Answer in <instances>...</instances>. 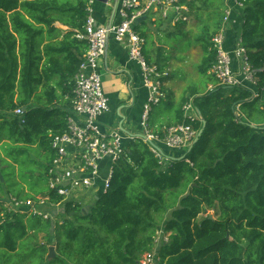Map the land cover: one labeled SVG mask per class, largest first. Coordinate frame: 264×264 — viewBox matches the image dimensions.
I'll list each match as a JSON object with an SVG mask.
<instances>
[{
    "label": "trees",
    "instance_id": "1",
    "mask_svg": "<svg viewBox=\"0 0 264 264\" xmlns=\"http://www.w3.org/2000/svg\"><path fill=\"white\" fill-rule=\"evenodd\" d=\"M237 1L243 11L235 38L258 70L257 94L241 85H218L209 74L226 0H182L193 14L208 17L195 25L203 24L206 35L198 67L203 88H191L183 100L184 106L193 98L199 119L185 118L183 106L172 116V103L160 104L175 124L191 123L198 132L205 124L199 141L183 159L164 154L165 167L134 136L114 164L108 191L89 205L65 203L62 221L0 208V264H141L160 228L170 239L157 248L158 264H264V0ZM89 3L0 0V206L10 196L61 202L47 186L50 142L67 130L74 77L88 50L78 35ZM180 24L184 31L187 23ZM19 107L25 108L22 117L14 114ZM157 122L149 127L161 134ZM31 150L46 161L43 175L32 168L38 160ZM20 166L43 180L44 192L27 191ZM210 209L217 210L216 218L206 215ZM51 247L55 257L49 259Z\"/></svg>",
    "mask_w": 264,
    "mask_h": 264
},
{
    "label": "built area",
    "instance_id": "2",
    "mask_svg": "<svg viewBox=\"0 0 264 264\" xmlns=\"http://www.w3.org/2000/svg\"><path fill=\"white\" fill-rule=\"evenodd\" d=\"M95 1L90 0L84 33L78 35L79 39L87 42L88 50L74 77V101L67 130L60 135L51 136L50 147L54 158L46 173L47 186L50 193L59 197L61 202L54 203L50 197L44 195L29 199L10 196L1 203L3 212L30 214L51 220L64 209L65 203L81 201L87 192L92 191L96 196L108 191L114 164L125 154L126 149L119 133L105 134L99 124V118L110 110L99 69L100 62L107 56L111 38L126 46L130 60L138 63L141 68L143 84L149 91V98L142 113L140 138L149 146L159 163L165 167L169 164V158L165 157L160 144L171 150L186 151L197 138L198 131L191 123L186 122L165 126L161 134L150 130L149 121L154 107L167 98L166 82L170 74L169 69L152 64L146 59L145 39L136 29L139 19H146L153 14L173 25L190 23V7L182 0H119V22L104 26L98 23L94 14ZM232 3L243 10V5L237 0H226L227 8L221 27L212 39L210 50L215 53V62L209 74L218 85H241L255 92L258 70L253 68L248 49L242 44L239 35L233 50L227 48V34L232 27L231 16L234 11ZM24 111V108L19 107L14 114L22 117ZM183 113L191 122L199 119L193 98L185 103ZM169 239L170 233L166 234L160 228L156 234L155 245L168 242ZM157 253H146L141 264L159 262Z\"/></svg>",
    "mask_w": 264,
    "mask_h": 264
},
{
    "label": "crops",
    "instance_id": "3",
    "mask_svg": "<svg viewBox=\"0 0 264 264\" xmlns=\"http://www.w3.org/2000/svg\"><path fill=\"white\" fill-rule=\"evenodd\" d=\"M198 5H200V3H198ZM232 7L234 10L231 16L232 27H230L227 34V48L230 51H232L235 46L237 39L235 35L238 34L237 29L241 25V14L243 11L234 3H232ZM93 9L97 21L101 25L110 26L120 20L119 0H106V2L103 0H96ZM194 14L192 13V22L194 23L193 25H196L199 20L196 18L197 15L195 12ZM190 23H187V25ZM179 25L182 24L173 25L157 14L150 15L137 24V31L140 32L145 39L144 54L150 63L165 67L162 63L158 62L159 60L152 62L148 58V55L152 53L154 47L152 42L154 41L153 32L155 28H159L161 32H165L162 35L164 36L167 34L166 32L169 28H178ZM162 36L158 38L159 41ZM201 60L202 57L200 62ZM168 65H166V67L172 68ZM99 72L101 73L104 92L110 104V110L99 118V124L105 134L119 133L124 140V146L127 147L134 136H141L142 113L149 98V91L143 84L141 68L138 63L130 60L127 47L111 38L108 44L107 56L100 62ZM198 75L197 70V76ZM169 78L166 82L167 98L163 100V102L168 101L172 103L170 107V112H172L170 115L174 116L176 113L175 111L183 106V100L190 97L191 87L189 91L184 86L183 90L178 92L180 88L177 87L174 71L171 78ZM211 86L213 85L209 84L208 88ZM154 115L153 117L151 113L150 121L151 119L153 122H157L158 120L157 126L159 127L161 125V127H165L177 123V120L174 121L169 115H162L160 118H158L157 114ZM184 152L185 151L182 150L180 152V154H182L179 156L168 155L172 156V158H180V156H183Z\"/></svg>",
    "mask_w": 264,
    "mask_h": 264
},
{
    "label": "rangeland",
    "instance_id": "4",
    "mask_svg": "<svg viewBox=\"0 0 264 264\" xmlns=\"http://www.w3.org/2000/svg\"><path fill=\"white\" fill-rule=\"evenodd\" d=\"M199 3L202 4V0H200ZM196 18L200 21H205L208 18L207 12L200 13L199 15L196 16ZM192 21H193V18L191 20V23L184 27V31L178 28H169V30L166 32L167 34H165L164 36L162 35L165 32H161L159 28H155V31L153 32L154 41L152 42V45L154 46L153 51L152 53H150V55H148V58L152 62L159 60L158 62L162 63V65L165 66V67L162 66L164 69L170 70V71L168 70L170 74V78L174 71L177 87L180 88L178 89V92L182 91L184 86L185 88H187V90L190 91L191 88L197 87V86L199 88H203L202 84H204V80L199 75L197 76V70L200 65V59L203 56L202 40L203 38L206 37V35H205V30L203 29L204 27H202L203 24H199V27H197L193 25L194 23ZM207 31L211 35L212 31L209 29ZM160 36L162 37L159 41L158 38ZM148 47H149V44H148ZM166 65L171 66L172 68L166 67ZM251 88L254 89V87H251ZM209 89L210 88H208V90ZM254 90H256L255 91L256 93L258 92L257 89H254ZM165 111L166 110H165L164 105L159 104L154 107L152 116L154 117L155 116L154 114H157L158 118H160L162 114L165 113ZM151 122H152V119H151ZM160 148L162 149L164 153H166L165 155L167 156L169 155L179 156L182 154V153L180 154V152L182 151L181 149L171 150L170 148L162 144H160ZM35 151L31 150L30 152L31 158L38 160L36 161L35 164L32 165V168L34 169L36 174L40 173L43 175V171L41 170L43 169V165H45L46 161L43 158L37 156L38 153L37 151L36 152ZM169 157H172V156H169ZM26 160H27V157H26ZM17 172L20 175L19 181L23 183H27V186H26L27 191H30L31 188L33 187H34V191H33L34 194H38V193L45 191L44 182L41 178L29 177L26 174L24 167L22 168L21 166L19 167ZM37 184H39V186ZM94 198H95V194L91 191V192L85 193L81 201L83 202L84 205H89L93 203ZM62 211L60 210L59 214L57 213L58 215H56V216L61 217L59 221H62L63 219ZM216 214H217V210H214V209H210L206 213V215H210L212 217L215 216L214 218H216L217 216ZM158 246L159 245L156 244L155 247L149 253L158 252L157 250ZM142 260H143V257H142ZM158 263L159 262H157L156 264Z\"/></svg>",
    "mask_w": 264,
    "mask_h": 264
},
{
    "label": "water",
    "instance_id": "5",
    "mask_svg": "<svg viewBox=\"0 0 264 264\" xmlns=\"http://www.w3.org/2000/svg\"><path fill=\"white\" fill-rule=\"evenodd\" d=\"M106 2V0H103ZM142 20H144V18L142 19H139L136 24L140 23ZM25 109V108H24ZM204 129H205V124H204V127L198 132V135H197V138L195 139L194 143L192 144V146L190 147L189 151H191L193 149V147L195 146V144L199 141L200 137L203 135L204 133ZM184 157H182L181 159H183ZM90 209V207H86V211H88ZM211 219H213L212 216H210ZM55 257V253H54V248L51 247L50 248V254H49V259Z\"/></svg>",
    "mask_w": 264,
    "mask_h": 264
}]
</instances>
